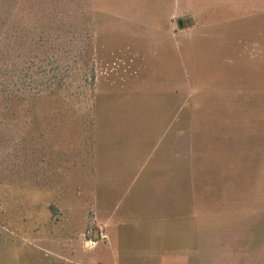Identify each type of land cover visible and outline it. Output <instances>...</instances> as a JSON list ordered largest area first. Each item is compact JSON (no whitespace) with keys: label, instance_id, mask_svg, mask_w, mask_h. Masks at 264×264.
Instances as JSON below:
<instances>
[{"label":"rangeland","instance_id":"rangeland-1","mask_svg":"<svg viewBox=\"0 0 264 264\" xmlns=\"http://www.w3.org/2000/svg\"><path fill=\"white\" fill-rule=\"evenodd\" d=\"M0 264H264V0H0Z\"/></svg>","mask_w":264,"mask_h":264},{"label":"crops","instance_id":"crops-1","mask_svg":"<svg viewBox=\"0 0 264 264\" xmlns=\"http://www.w3.org/2000/svg\"><path fill=\"white\" fill-rule=\"evenodd\" d=\"M107 221V220H106Z\"/></svg>","mask_w":264,"mask_h":264},{"label":"trees","instance_id":"trees-1","mask_svg":"<svg viewBox=\"0 0 264 264\" xmlns=\"http://www.w3.org/2000/svg\"><path fill=\"white\" fill-rule=\"evenodd\" d=\"M35 103V102H34Z\"/></svg>","mask_w":264,"mask_h":264}]
</instances>
